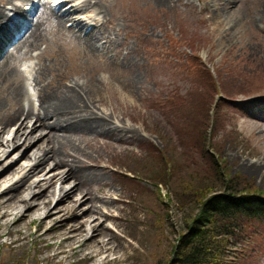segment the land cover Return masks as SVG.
<instances>
[{
    "label": "rangeland",
    "instance_id": "1",
    "mask_svg": "<svg viewBox=\"0 0 264 264\" xmlns=\"http://www.w3.org/2000/svg\"><path fill=\"white\" fill-rule=\"evenodd\" d=\"M6 1L17 2L0 3ZM140 3L141 0L137 7L133 0H109L106 13L113 19L110 26L119 33L116 50L122 49L120 53L94 56L97 53L91 49L57 33L49 20L40 29L43 38L32 40L25 48L32 57L25 53L16 62L31 94L37 92L31 82L36 74L44 89L51 92L60 91L66 84H91L104 79L99 85L102 105L96 110L121 119L120 124L138 133L139 139L130 144H115L111 151L100 150L113 189L122 198L116 205L115 213L120 219L113 222L117 226L113 242L120 246L118 258L127 257V261L112 259L102 264H172V249L190 223L194 208L182 194L193 189L198 195L200 187L205 190V175L215 170L209 165L210 156L225 176L243 177L264 191V0L231 3L230 8L241 17V23L233 30L226 22L218 25L214 12L210 21H204L207 13L196 11L191 0L188 8L177 1L173 9ZM92 16L84 13L74 18L83 21L84 28L90 25ZM69 20L66 24L74 21ZM221 34L225 37L221 38ZM126 46L137 60H133L130 69L122 59ZM38 52L40 63L36 64L34 55ZM126 74L127 82L134 80L132 84H137V90L129 97L112 86L114 80ZM0 82L2 107L12 101L13 81ZM40 121H36L35 114L30 116L25 128L27 132L32 124L36 125L32 131L34 139L29 146L25 141L18 149L28 146L26 151L30 153L39 151L38 146L42 150L51 146L45 141L48 132ZM15 126H10L9 136ZM40 132H45L41 138ZM196 136H206L202 144L207 155L201 157ZM51 163L49 159L45 166ZM149 164L171 171L163 178L166 184L152 181L146 171ZM71 182L65 186H71ZM58 186L59 182L55 188ZM36 229V224L30 226L31 231ZM16 236L20 235L0 237V264H67L48 256L52 250L32 235L22 245L3 243ZM229 249V257L238 251L237 257L248 259V264H264V224H254L249 235Z\"/></svg>",
    "mask_w": 264,
    "mask_h": 264
},
{
    "label": "bare ground",
    "instance_id": "2",
    "mask_svg": "<svg viewBox=\"0 0 264 264\" xmlns=\"http://www.w3.org/2000/svg\"><path fill=\"white\" fill-rule=\"evenodd\" d=\"M35 1H42V7H36L39 14L34 17V24L28 22L29 31L21 40L15 41L17 30L24 25L17 29L21 25L18 18L28 20L27 17L37 6ZM52 1L0 3V81L12 80L15 84L14 87L11 83L13 105L9 102L10 106L8 103L0 107V113L4 112L0 116V237L16 233L20 236L3 243L12 245L18 242L22 245L32 235L52 250L48 256L65 260L67 264L85 260L92 261V264L112 259L127 261L126 256L118 258L120 246L113 242V231L117 228L113 222L120 219L115 213L116 205L122 198L113 189L111 175L107 174L109 168L100 150L111 151L115 144H130L139 139L138 133L132 127L120 124L121 119L96 110L98 105H102L99 85L104 79L97 78L99 80L91 84L83 81L75 85L66 84L67 87L63 86L60 91L51 92L44 89L45 85L36 74L31 82L37 92L31 94L29 83L16 63L19 56L25 55V48L28 49L32 40L36 42L43 38L40 29L49 20H52L49 23L57 33L72 38L83 48L91 49L97 53L94 56L100 53L108 57L113 52L120 53L122 49L116 50L120 44L119 33L110 26L113 19L106 13L109 0H81L75 4L71 2L76 0H67L70 7L66 5L64 8L61 6L66 1L51 7ZM145 1L141 0V3L151 2L147 7L173 9L177 1L189 7V0ZM196 1L199 5L194 0L191 3L196 11L207 13L206 22L212 19L211 13L214 12L213 18L218 19V25L226 22L230 30L241 23V17L230 8L235 0ZM133 2L138 7L140 0ZM8 5L12 7L9 12V7L5 8ZM84 13L93 15L90 23L94 25L88 33H83L84 29L77 31L83 21L74 22L76 26L72 28L65 27L66 18L74 19ZM222 35L221 38H224ZM9 44L11 49L5 52V46ZM131 50L129 46L123 48L122 59L128 69L133 60L137 62L136 56H130ZM26 54L32 57L31 51ZM39 54L34 55L36 64L40 63ZM127 79L126 74L124 78L114 80L112 86L120 88L123 95L129 97V93L137 90V84H132L134 80L127 82ZM32 114L36 115V121L41 120L43 129H47L45 141L51 146L43 150L38 146L39 151L31 150L33 152L29 153L26 150L34 139L32 131L36 125L32 124L27 132L25 127ZM50 117L52 122L48 121ZM13 125L16 126L9 136L10 126ZM44 133L40 132V138ZM25 141L29 142L28 146L18 149ZM49 159L52 163L45 166ZM69 180L72 181L71 186L70 183L65 186ZM57 182L58 189L55 188ZM32 224L38 228L34 232L30 230Z\"/></svg>",
    "mask_w": 264,
    "mask_h": 264
},
{
    "label": "trees",
    "instance_id": "3",
    "mask_svg": "<svg viewBox=\"0 0 264 264\" xmlns=\"http://www.w3.org/2000/svg\"><path fill=\"white\" fill-rule=\"evenodd\" d=\"M200 137L196 139L202 157L207 155L202 144L206 136ZM208 162L215 170L205 175L208 178L205 190L200 187L198 195L193 189L182 194L194 208L190 223L172 249V264H237L238 251L234 252L236 256L229 257V248L242 242L254 224H264V191L243 177L225 176L216 169L217 161L213 157H208ZM146 171L158 185L166 184L163 178L171 172L165 166L161 170L154 164H149ZM248 261L239 258V264H248Z\"/></svg>",
    "mask_w": 264,
    "mask_h": 264
},
{
    "label": "clouds",
    "instance_id": "4",
    "mask_svg": "<svg viewBox=\"0 0 264 264\" xmlns=\"http://www.w3.org/2000/svg\"><path fill=\"white\" fill-rule=\"evenodd\" d=\"M25 107H27V105H25Z\"/></svg>",
    "mask_w": 264,
    "mask_h": 264
}]
</instances>
